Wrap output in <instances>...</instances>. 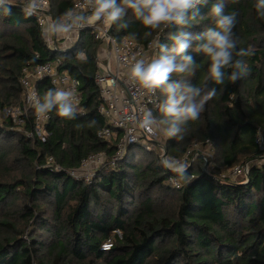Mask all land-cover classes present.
Instances as JSON below:
<instances>
[{
	"label": "trees",
	"instance_id": "16d2710c",
	"mask_svg": "<svg viewBox=\"0 0 264 264\" xmlns=\"http://www.w3.org/2000/svg\"><path fill=\"white\" fill-rule=\"evenodd\" d=\"M46 1L55 20L75 0ZM216 2L198 6L203 20L183 28L146 29L129 10L127 28L114 23L111 33L117 40L155 45L158 58L157 42L171 48L170 36L177 31L198 35L214 27L208 13ZM256 3L224 0L226 13H238L233 29L237 49L253 51L243 57L247 75L235 83L227 75L222 85L208 81L217 95L197 120L188 122L183 140L168 137L167 153L176 158L199 145L186 177L166 170L157 153L133 145L121 162L101 169L90 184L67 172L91 154L104 152L110 158L118 139L97 138L106 126L97 111L100 96L94 82L99 43L83 31L69 51L52 48L33 16L18 5L5 15L7 5L0 6V110L24 105L22 70L45 63L58 62L60 72L78 80L81 99L72 119L60 117L55 107L48 113L44 141L26 136L34 133L33 110L23 117L22 131L6 122L0 127V264H264V163L258 162L262 154L255 144L256 134L264 135V18ZM148 31L152 34L146 37ZM80 52L86 60L78 58ZM188 54L197 64L195 74H173L171 82L181 88L202 86L209 61L203 53L190 49ZM36 89L42 103L53 87L42 80ZM157 92L161 104L165 96ZM153 116L161 118L159 109ZM208 149H214L211 176L203 172L202 150ZM50 157L60 172L46 165ZM244 163H249L246 183L212 177ZM170 177L180 181L178 189L166 184ZM107 240L112 246L102 251Z\"/></svg>",
	"mask_w": 264,
	"mask_h": 264
},
{
	"label": "clouds",
	"instance_id": "9594fccd",
	"mask_svg": "<svg viewBox=\"0 0 264 264\" xmlns=\"http://www.w3.org/2000/svg\"><path fill=\"white\" fill-rule=\"evenodd\" d=\"M207 0H84V7L90 14L66 11L61 17L53 20L43 35L48 39L69 33L74 29L90 27L103 21L109 28L118 23L119 28H127L125 17L129 10L136 20L146 29L156 30L161 26L167 28L173 24L190 27L199 23L204 16L198 6L206 4ZM5 15L12 14L14 6L12 0H0V6ZM40 7L39 0H25L22 11L26 16L36 14ZM256 11L260 18H264V0H257ZM208 16L214 21V27L208 28L203 33L192 35L190 32L177 31L170 36L173 46L157 42L160 54L158 58L146 63L137 60L130 69V76L135 83L150 93L160 90L164 93V100L159 105L161 118L158 120L151 111H147L138 119L140 128L154 132L156 128L167 137L183 140V133L189 121H195L203 112L205 104L217 95V88L207 86L208 81L215 85L224 84L225 77L235 83L249 69L243 57L253 55L251 48L237 49L238 38L233 29L237 24L236 12H225L224 0H217L211 7ZM151 31L145 33L150 36ZM195 42V47H193ZM203 53L209 63L207 75L202 86L186 85L183 88L178 83L171 82L173 74L183 76L194 75L197 64L188 54L189 50ZM78 58L86 60L83 52ZM227 72L226 70H229ZM73 92L65 90H49L45 93L42 103L34 107L38 115H45L57 109L60 117L72 119L75 112ZM96 122L92 121L91 125ZM89 125V126H91ZM163 167L177 173L180 178L186 177L187 165L175 159H163Z\"/></svg>",
	"mask_w": 264,
	"mask_h": 264
},
{
	"label": "built area",
	"instance_id": "2783aa9c",
	"mask_svg": "<svg viewBox=\"0 0 264 264\" xmlns=\"http://www.w3.org/2000/svg\"><path fill=\"white\" fill-rule=\"evenodd\" d=\"M40 7L36 14L32 15L37 24L43 29L54 20L52 9L46 0H39ZM13 5H18L21 8L24 6L25 0H12ZM76 13L90 14V10L84 7V0H75L72 8L70 9ZM112 26L109 28L103 21L85 27L83 29H74L69 33L57 36L63 39L64 43L70 40L74 35L76 42L79 40L81 32L86 31L95 41L99 43L97 56H96V74L94 82L99 90L100 105L97 108L98 114L105 120L106 126L97 132V138L103 141H111L117 139L116 149L113 156L108 158L104 152L89 155L86 159L82 160L77 169L67 172V175L74 180H81L90 184L98 172L105 167H113L121 162L130 146L137 145L143 151L155 152L156 149L160 151L158 155L160 164L163 159H175L189 166L193 159L197 156L199 145L193 144L191 149L181 158H176L168 155L167 150L157 145L160 138V131L158 128L154 132H148L138 125V119L143 116L147 111L159 109L160 100L158 92L150 93L135 83L130 76L131 66L137 60H144L146 63L151 62L157 58V47L154 48V54H149V49L153 45L147 47L129 38L117 40L112 36ZM57 37L50 39L43 35L44 41L48 46L54 48L59 47L63 52L72 49L75 44L69 46H61L57 41ZM58 62L40 64L22 70L20 78V85L23 91L24 105L22 107H9L0 110V127L6 126L5 122L11 128L22 131L21 126L24 123L23 117L29 111L33 110V123L34 133L26 135L29 138L36 136L40 141H44L46 136L45 125L49 121V114L38 115L35 110V105L40 103L36 84L42 80H48L53 87V90H65L73 92V104L75 110L80 107L81 99L79 95L80 83L78 80L72 78L65 71L58 70ZM255 144L259 152L262 154L258 162L264 163V135L257 133L255 136ZM207 145L209 143L207 142ZM198 147V148H197ZM194 150H193V149ZM197 148V149H196ZM192 151H195L191 157ZM204 156V155H203ZM203 172L208 173V165L211 170L210 160H205ZM208 162L210 164H208ZM46 165L51 167L55 172H60L61 169L55 164L52 157L48 158ZM163 166V165H162ZM165 168V167H164ZM166 170H169L165 168ZM171 171V170H169ZM173 172V171H172ZM249 176V163L236 165L227 170L226 173H220L218 176H212L216 179H227L231 182H244L246 183ZM239 180V181H238ZM166 184L178 189L180 181L177 178L170 177L166 180ZM120 236L118 231L115 232ZM112 243L107 240L101 245L102 251H108Z\"/></svg>",
	"mask_w": 264,
	"mask_h": 264
},
{
	"label": "rangeland",
	"instance_id": "374dc122",
	"mask_svg": "<svg viewBox=\"0 0 264 264\" xmlns=\"http://www.w3.org/2000/svg\"><path fill=\"white\" fill-rule=\"evenodd\" d=\"M76 36L74 35L72 38H70V40H67L65 43L63 42L64 40L63 39H59L58 37H57V41H58V43H60V45L61 46H71V45H73V44H77L78 43V41L76 42ZM46 40H47V37H46ZM47 41H49V40H47ZM153 48L151 49V51H150V49H149V54L150 55H153L154 53V48H155V45H153L152 46ZM159 129V128H158ZM160 131V130H159ZM157 145L160 147V150L162 149V148H165V150H167V145H168V137L166 136V135H164L161 131H160V138H159V140L157 141ZM210 146V145H209ZM199 147V146H198ZM197 147V148H198ZM208 147V146H207ZM196 148V149H197ZM191 149V148H190ZM193 149V148H192ZM210 149V148H209ZM202 150V153H204L203 155H205L206 157H205V160H210V163L212 162L213 163V165L215 164V162H214V149L211 151V150ZM194 150V149H193ZM155 153H157L158 155L160 154V151L158 150V149H156V151H155ZM212 163H211V167H212ZM208 167V173L209 174H211V170H210V166L208 165L207 166ZM222 174L224 173H226V171H224V172H221ZM213 176H217V175H213ZM239 181V180H238ZM116 235V234H115Z\"/></svg>",
	"mask_w": 264,
	"mask_h": 264
},
{
	"label": "water",
	"instance_id": "95a60500",
	"mask_svg": "<svg viewBox=\"0 0 264 264\" xmlns=\"http://www.w3.org/2000/svg\"><path fill=\"white\" fill-rule=\"evenodd\" d=\"M111 32V30L109 31V33Z\"/></svg>",
	"mask_w": 264,
	"mask_h": 264
}]
</instances>
